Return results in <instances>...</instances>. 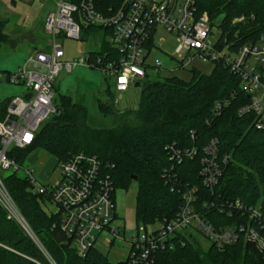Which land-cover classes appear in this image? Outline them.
<instances>
[{
    "label": "built area",
    "instance_id": "2783aa9c",
    "mask_svg": "<svg viewBox=\"0 0 264 264\" xmlns=\"http://www.w3.org/2000/svg\"><path fill=\"white\" fill-rule=\"evenodd\" d=\"M56 8L45 18V30L50 37L51 51L35 50L30 53L16 72H0L5 81L23 85L26 92L8 99L6 112L0 117V209L8 218L15 219L31 237L42 253L55 264L32 232L14 202L5 179L18 174L27 179L29 190L56 205L54 212L60 218L61 230L72 239L79 256L84 257L99 240L107 239L119 246L128 245L125 260L129 264H151L159 249H171L180 234L198 233L218 249L240 240L255 246L264 261V207L244 204L240 199L216 203L215 206L242 220L217 227L209 217L196 209L197 187L183 193L184 203L172 218L157 219L154 223L139 226L127 238L125 224L116 212L115 184L110 164L95 154L72 153L57 161L61 179L44 183L35 177L34 167L19 161L18 151L31 147L41 126L57 111L55 81L62 69L71 72L79 65L97 67L106 78H113L117 91H126L131 84L148 77L147 69H161L162 62H148L151 52L161 45L156 41L161 31L173 34L177 46L173 53L178 67L198 60L202 63L221 62L239 77L249 102L238 109L239 116L250 115L257 129H264V31L240 42V29L233 33L224 30L221 18L212 19L209 12L199 11L197 0H54ZM255 19L254 14H241L232 19L238 25ZM96 28L93 34L97 49L106 40L117 52L93 58L90 51L85 57L62 60L63 38L82 40L87 29ZM99 33V35H95ZM230 33V34H229ZM249 35V34H248ZM84 40V39H83ZM228 99L219 100L215 111L220 113ZM172 148V161L198 156L199 173L207 187H214L222 175V165L229 156H220L218 139L212 138L201 153L196 148ZM4 170H11L3 175ZM22 174H21V173ZM235 218V217H234ZM158 223V226L156 225ZM0 246L25 256L33 264L42 261L21 254L12 247Z\"/></svg>",
    "mask_w": 264,
    "mask_h": 264
},
{
    "label": "trees",
    "instance_id": "16d2710c",
    "mask_svg": "<svg viewBox=\"0 0 264 264\" xmlns=\"http://www.w3.org/2000/svg\"><path fill=\"white\" fill-rule=\"evenodd\" d=\"M197 5L199 11H208L212 19L221 18L224 30L231 34L239 28L240 42L264 31V0H197ZM244 13L254 14L255 19L231 24L234 17ZM6 26L7 21L0 19V48L9 41ZM96 32V28L87 29L83 39ZM106 52L117 56L103 39L101 49L91 50L90 54L96 58ZM141 86L138 106L120 111L115 109V93L108 84L107 100L99 98L98 105L116 117L110 128L88 125V110L83 104L55 103L61 112L56 111L41 126L31 147L18 151L19 161H25L36 147L55 154L59 161L77 152L99 156L110 164L116 188L127 187L131 180L138 181L137 219L145 225L175 216L184 203L183 193L194 186L198 188L196 209L217 227L233 224L234 219L242 220L236 214L221 212L215 205L222 201L240 199L244 204L262 203L264 207V129L252 126L250 115H238V109L249 102L238 76L217 62L210 73L193 69L189 81L173 75L143 81ZM60 96L63 101L67 99L66 95ZM223 99H228L229 104L217 113L215 104ZM7 101L0 104V117L5 115ZM130 113L134 114L135 124L125 119ZM212 138L218 139L219 155L229 158L222 165L218 183L207 187L199 173V157L185 156L181 162L172 161L171 146L182 151L194 147L201 153ZM5 182L18 210L55 264H129L127 260L110 261L97 247H92L84 257L79 256L72 239L61 230L59 216L43 208V199L29 190L27 179L10 174ZM204 203L216 204L204 207ZM179 237L173 248L157 250L151 264H264L255 246L244 240L223 249L213 245L203 249L194 233ZM0 243L51 264L4 209H0ZM0 264L33 263L0 246Z\"/></svg>",
    "mask_w": 264,
    "mask_h": 264
},
{
    "label": "rangeland",
    "instance_id": "374dc122",
    "mask_svg": "<svg viewBox=\"0 0 264 264\" xmlns=\"http://www.w3.org/2000/svg\"><path fill=\"white\" fill-rule=\"evenodd\" d=\"M55 8L54 0H44L33 5L22 0H0V19L7 21L6 32L9 34V41L0 48V72L6 73L8 70L16 72L19 69V65L24 63L28 55L35 51L34 49L45 52L51 51L50 37L45 30L44 22L48 12ZM18 32H24L26 35L34 32L37 38L35 44L27 42V40L23 42V37L17 35ZM95 35H99V33ZM161 38L163 39L161 45L154 49L148 57L150 65L155 59H159L162 62L161 69L157 71L155 68H148V78L144 82L173 75L189 81L192 77L193 69L205 73H210L213 70V62L202 63L198 60L187 63L185 67L177 68L179 63L172 58L178 43L177 38L165 31L157 34L156 41L159 42L158 40ZM61 42L64 50L62 60L85 57L88 50L97 49L93 34L87 36L84 40L65 37ZM13 45L17 46L14 50ZM108 84H110L111 90L115 93V109L120 111L131 110L138 106L142 95V86L131 84L126 91H117L113 78H106L103 71L97 67L83 65L75 67L71 72H67L65 69L60 71L55 81L54 102L62 104L63 102L71 103V101H75L83 104L88 110L85 119L88 125L96 128H110L114 125L116 117L103 111L98 105L99 98L107 100L105 89ZM25 92V86L7 82L3 77H0V104L10 97L21 95ZM60 95H66L67 99L61 100L62 97ZM125 119L129 123L135 124L136 119L133 113L126 115ZM57 161L58 158L55 154L41 147H36L27 155L25 164L36 169L34 175L40 181L55 183L61 179V171L57 166ZM2 173L3 175H8L11 170H4ZM138 184L137 180H131L127 187H117L115 190L116 212L125 224L124 235L126 238L138 228V225H145L144 222L137 219ZM41 205L49 213L56 211L55 203L49 200L41 201ZM156 225L158 226V223ZM194 235L203 249H207L210 246V242L203 236L196 232H194ZM96 246L112 262L125 260L129 250L128 245L119 246L102 238Z\"/></svg>",
    "mask_w": 264,
    "mask_h": 264
},
{
    "label": "crops",
    "instance_id": "0c3cea01",
    "mask_svg": "<svg viewBox=\"0 0 264 264\" xmlns=\"http://www.w3.org/2000/svg\"><path fill=\"white\" fill-rule=\"evenodd\" d=\"M24 1L25 3H29L31 5L35 4V3H38V2H41V1H44V0H22ZM7 33V32H6ZM8 34V33H7ZM9 35V34H8ZM17 35H21L23 37V42H25L27 40V42H31L33 44H35L36 42V36H35V33L34 32H31L29 33L28 35H26L24 32H18ZM17 46L16 45H13V50L16 48ZM20 47V46H19ZM34 50H37V49H34ZM88 51H91V50H88ZM22 64L19 65V67L21 66ZM10 71V70H8ZM11 98V97H10Z\"/></svg>",
    "mask_w": 264,
    "mask_h": 264
},
{
    "label": "water",
    "instance_id": "95a60500",
    "mask_svg": "<svg viewBox=\"0 0 264 264\" xmlns=\"http://www.w3.org/2000/svg\"><path fill=\"white\" fill-rule=\"evenodd\" d=\"M142 85V83L141 82H137V83H135V86H141ZM61 112V108H58L57 109V113L59 114ZM134 179L136 178V177H133Z\"/></svg>",
    "mask_w": 264,
    "mask_h": 264
}]
</instances>
